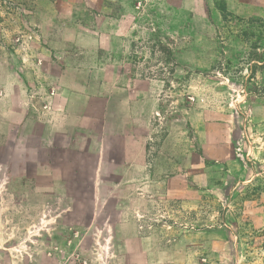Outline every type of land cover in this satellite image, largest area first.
I'll use <instances>...</instances> for the list:
<instances>
[{"label": "rangeland", "instance_id": "1", "mask_svg": "<svg viewBox=\"0 0 264 264\" xmlns=\"http://www.w3.org/2000/svg\"><path fill=\"white\" fill-rule=\"evenodd\" d=\"M113 19L135 34L132 59L166 75L194 171L145 211L87 199L71 211L35 198L13 161L0 168V264H264V0H0V78L32 71L55 34Z\"/></svg>", "mask_w": 264, "mask_h": 264}, {"label": "crops", "instance_id": "2", "mask_svg": "<svg viewBox=\"0 0 264 264\" xmlns=\"http://www.w3.org/2000/svg\"><path fill=\"white\" fill-rule=\"evenodd\" d=\"M113 20L111 31L55 34L60 47L32 71L0 78V168L16 161L35 198L70 199L71 211L86 199L99 211H145L194 171L166 75L132 59L135 34Z\"/></svg>", "mask_w": 264, "mask_h": 264}, {"label": "trees", "instance_id": "3", "mask_svg": "<svg viewBox=\"0 0 264 264\" xmlns=\"http://www.w3.org/2000/svg\"><path fill=\"white\" fill-rule=\"evenodd\" d=\"M222 9H223V11H226V6H223Z\"/></svg>", "mask_w": 264, "mask_h": 264}]
</instances>
